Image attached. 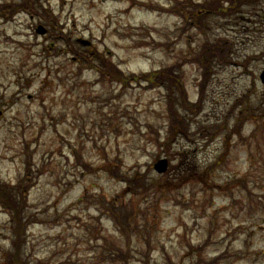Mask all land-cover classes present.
Segmentation results:
<instances>
[{
  "label": "rangeland",
  "instance_id": "rangeland-1",
  "mask_svg": "<svg viewBox=\"0 0 264 264\" xmlns=\"http://www.w3.org/2000/svg\"><path fill=\"white\" fill-rule=\"evenodd\" d=\"M41 1L71 42L90 40L111 65L77 62L53 33H36L40 12L0 15V180L16 183L34 158L29 264H264V0L194 5L185 30L163 9L177 0ZM115 64L131 78L117 80ZM168 67L183 85L171 102L148 78ZM108 166L156 191L134 193ZM102 196L135 218L125 237L97 210ZM11 234L0 209V264ZM106 236L131 255L112 256Z\"/></svg>",
  "mask_w": 264,
  "mask_h": 264
},
{
  "label": "trees",
  "instance_id": "trees-1",
  "mask_svg": "<svg viewBox=\"0 0 264 264\" xmlns=\"http://www.w3.org/2000/svg\"><path fill=\"white\" fill-rule=\"evenodd\" d=\"M225 1L227 0H220V3H219L220 6H222ZM216 6H219V5L215 4V1H214L210 3L208 8H213ZM10 7H11L12 13H15L18 11H24V12L27 11L28 13L35 14V13L40 12L42 16L45 15L48 19H50V13L44 9V7L42 6V3H40V0H13V4H11ZM184 8L185 7H183L180 4H175V6L170 9H173L174 11L179 12L180 14L184 16L185 15ZM165 9H168V8H165ZM43 11H44V14H43ZM84 58L86 60L92 61V58L87 54H83V59ZM104 58L105 56L102 55V59ZM101 63L107 66L104 60H102ZM114 71L118 73L117 77L121 81H126L131 78V76L126 75L125 73L121 72L119 69H115ZM165 72H166L165 75L157 76L158 81L165 82L167 83L169 88H172L173 84L177 83L176 82L177 76L176 75L173 76V67L166 68L162 73H165ZM134 75L135 74H132V76ZM261 118H264V109L261 110ZM258 122H261V121H258ZM263 126H264V123H263ZM253 134L254 133H252V135ZM89 167L90 166L88 165L85 166L86 169ZM112 173L114 176L119 174L115 170H112ZM31 179L32 177L27 175L22 181L20 180V182H18L15 186H13V188L9 187L6 183H2L0 181V203L5 205L12 213L11 227L14 232V235L12 237L13 249L8 251V262H10L11 264L16 263V262H21V263L23 262V260L21 261L23 244H25V242L27 241V229L29 225L31 224V219H32L31 217H26L25 214H23L24 208L28 204L30 186L33 183ZM150 186H154V183H152ZM135 187L137 186L135 185ZM97 203H98V209L104 210V213L113 219V221L115 222V226L121 232V234L125 237V234L128 232V229H125V225L126 223H128L127 220L132 219L135 222V218L132 217L130 214H127L125 216L116 214L115 209H116V206L118 205V201H116L115 198H112V200L109 202L106 200L105 197L102 196L97 199ZM112 248L113 250H116V248H118L117 249L118 253L117 254L113 253L112 255L115 258L122 257V259L125 260L127 257L131 255L129 246H127V248H123V246H121V240L119 241V245L115 247L112 246ZM113 252H116V251H113ZM127 264H128V260H127Z\"/></svg>",
  "mask_w": 264,
  "mask_h": 264
},
{
  "label": "water",
  "instance_id": "water-1",
  "mask_svg": "<svg viewBox=\"0 0 264 264\" xmlns=\"http://www.w3.org/2000/svg\"><path fill=\"white\" fill-rule=\"evenodd\" d=\"M40 32H45L42 28L38 29ZM261 79L264 82V70L261 73ZM155 167L159 171H165L167 168V160L166 159H160L156 164Z\"/></svg>",
  "mask_w": 264,
  "mask_h": 264
}]
</instances>
